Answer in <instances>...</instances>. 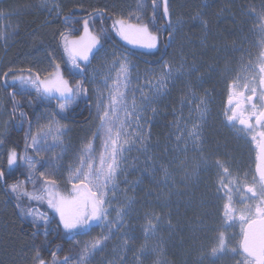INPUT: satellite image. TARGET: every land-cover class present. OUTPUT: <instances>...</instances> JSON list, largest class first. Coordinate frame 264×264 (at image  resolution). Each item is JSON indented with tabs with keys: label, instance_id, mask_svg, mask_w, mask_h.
Listing matches in <instances>:
<instances>
[{
	"label": "snow or ice",
	"instance_id": "snow-or-ice-1",
	"mask_svg": "<svg viewBox=\"0 0 264 264\" xmlns=\"http://www.w3.org/2000/svg\"><path fill=\"white\" fill-rule=\"evenodd\" d=\"M49 2L50 0H41L40 6L48 8ZM147 7L148 0H141L137 5V11L144 12ZM150 7L152 15L149 22L145 23L140 15L135 16V22H132L130 17L113 18L111 32H114L127 44L149 50L158 49L160 36L165 30L168 31L169 41H175V33L178 26H182L183 22L180 18L173 22L170 0H150ZM58 8L59 4L56 3V0H52V7L49 10L55 11ZM68 19V17H65L66 22ZM193 19L200 20L204 28H207V21L203 19L201 13H197ZM161 21H164V23H161ZM103 22L101 16L100 23L103 24ZM258 28L261 48L257 58L260 64L259 81L257 83L256 78L253 77L252 81L244 84V88L248 92V95L245 96L244 92L237 91L239 88L238 81L241 78L237 75L232 84L229 85V107L223 113L226 125L234 129L239 136L248 140L250 144H253L254 150L257 152L256 168L250 181L247 173L242 178L244 181L243 195L237 202L244 204L243 208L237 210L233 206L232 195L234 191L241 190V177L239 175L233 176L228 164L221 162L219 159L215 161L205 159L203 161L205 165L211 164L218 170L217 198H227L228 201L224 204L225 218L231 221H236L238 218L240 222L241 233L238 246L230 249L232 259L236 261V264H264V10L259 14ZM60 36V46L63 49L64 56L67 57L66 62L72 65L77 74L84 77L87 76L88 67L91 65L92 60L101 53L107 54L104 44L111 38L110 31L106 28L101 27L95 31L90 30L88 19L83 20V35L75 39H71L64 33H60ZM79 61H83L84 64L82 65ZM112 63L113 66H119L118 80L122 87L118 86L109 90L107 102L103 97H98L96 119L99 124L91 139L86 141L81 149L79 163L70 164L68 167L69 178L67 183L71 184V190L66 189V194H62L58 190L57 181L52 178L55 175L54 173L46 175L42 171L39 172L42 186L37 191L35 179L36 173L39 171L37 165L40 168H44L46 165L41 164L39 160H34L27 153L29 148L40 155L42 152L61 147L62 138L66 133L64 126L59 125L54 117L66 118L64 114L69 111L72 104L77 103L82 96H86L87 89L81 83L71 84L61 73L59 64H55L54 70L48 72L43 79L39 75H33L31 70H29L27 76L17 75L13 72L11 85H9L7 79L4 84L5 88L11 86L15 89L12 96L14 113L20 105V102L15 99L17 95L25 96L35 93L44 102L58 101L59 110L50 118L47 130L41 127L35 134L32 132L31 121H26L25 112L20 111V125L23 126L26 122L29 125L25 133V154L20 155L15 149L10 150L7 153V165L11 168L18 161L26 165L28 179L32 182L33 191L28 192L26 186L20 183L7 185V190L17 201L21 216L25 219L31 217L32 226L37 229L42 227L45 236H47L54 218L50 219L44 213L36 215L31 209L26 211L22 204L24 198H27L29 202L47 203L48 207L58 215V226L63 227L70 240H76L77 236L87 235L94 225H105L108 228V234H103L84 244L82 251L79 253L77 264H89L90 258L98 252H102L106 247V242L111 238L112 228L115 227L119 230L123 227V219L128 214L127 210H115V220L108 219L111 215L109 208L112 205V201L107 198L109 186L111 185V191L115 192L116 181L121 172L120 165L123 153L131 151L130 142L132 144L143 143V137L136 136V133L141 130L138 123L139 114L155 102L161 91L166 89L168 81L174 73L180 71V69H175L172 64L165 62L162 71L158 75L150 74L152 79L156 81L153 85V95H143L138 105L135 94H133L129 104L128 86L131 83L133 67L127 56L118 57L115 52L112 53ZM184 67L185 65L181 64V69ZM250 69L251 62L242 71H249ZM192 71H199L194 61L189 68V72ZM9 72H12L11 68H9ZM4 75L7 77L8 73ZM137 82H139V76H137ZM17 84L19 87H17ZM107 86L108 81L105 78V88ZM97 91L99 92V89ZM139 91L142 94L144 92L143 89H139ZM241 98H243V101ZM193 101H198L196 111L199 113L201 123H203L208 111L207 101L204 98L197 97L195 92L192 93L189 102ZM244 105H247V107ZM120 112H123V118L118 115ZM133 121H137V127L135 130L129 131L128 129ZM186 135L194 143L200 141L202 139L200 124L194 123ZM49 136L52 137L55 143L47 144ZM177 139H180V137H177ZM96 140L102 142L98 167L95 166L96 149L94 142ZM28 141H31V143H28ZM3 144L4 140L0 138V145ZM61 151H64V149L61 148ZM165 175H167V169H165ZM0 181H6L4 171H0ZM221 191H223V196L220 195ZM237 212L239 213L238 216ZM145 219L144 232L147 239L149 234L154 235L157 231L161 217L156 215L155 212H151L145 214ZM141 250L143 251V248ZM228 251L225 233L218 232V235L212 241L211 254L222 256L226 255ZM237 257H242V259H237ZM74 258L65 256L62 261H58L56 254L53 253L52 264H71ZM32 264H46L41 257L40 249L35 250Z\"/></svg>",
	"mask_w": 264,
	"mask_h": 264
},
{
	"label": "trees",
	"instance_id": "trees-1",
	"mask_svg": "<svg viewBox=\"0 0 264 264\" xmlns=\"http://www.w3.org/2000/svg\"><path fill=\"white\" fill-rule=\"evenodd\" d=\"M104 1L60 0L59 8L53 12L47 8L42 9L39 5L41 0H4L0 2V12H2L3 22L7 28L3 32H0V94L4 98L3 107L7 119L12 123L3 137L4 144L0 146V171H4L6 176V181H0V264H32L36 249H40L41 257L45 260L46 264H52L53 253L56 254L58 261L63 260L65 256L71 255L76 260L81 252L82 241L100 234L99 230L102 225H96L93 226V229L87 235L77 236L76 240H70L62 227L58 226L59 222L57 218H54L45 209L44 205H37L36 201L29 202L27 198H24L22 201L26 211L31 209L36 215L44 213L50 219L54 218V222L51 224L47 236H45L42 227L37 229L32 226L31 217L25 219L21 216L20 209L17 207V201L8 193L7 185L24 184L30 193L33 191V185L28 177L25 176L23 164H20L18 161L11 168L7 165V153L10 150L15 149L18 154H25V133L29 125L26 122L21 126L20 119L17 120V116L21 110L24 111L26 114L25 120L31 121L32 132L34 133L42 120L43 122H50L48 116L52 118L59 108L57 101L44 102L35 93L25 96L17 95L15 99L20 102V105L16 110V116L13 112L11 97V93L15 89L11 86L4 87L6 79L9 85H11L10 77H12L13 72L17 75H28L29 70H31L33 75H39L42 79L43 76H47L48 72L53 71L55 64L60 65L65 73V77L71 84H76L72 73L68 69L63 49L60 46V33H64L67 36H77L82 31L83 20L92 18L98 14H102L104 21L99 28L108 29L111 35V38L104 44L105 50L123 53L139 68L156 71L160 69L164 61H169L171 62L170 64L177 67L180 62L188 63L186 57L189 60L185 68L188 72L186 73L187 75L183 73L172 84L167 98L156 102L158 109L155 122L151 125L147 124V130L150 135V138L148 136L147 139V148L141 149V152L137 155L133 154L134 164L138 165V167L141 164L139 171H133V175L129 174V177L132 176V184L128 191V198L132 199L133 203L130 205V210H128L129 208L127 209L128 214L125 216L127 224H123V227L116 232L117 234L125 235L122 243L127 245L131 251L135 249V253L137 251L138 254L144 247L143 242H153L151 239L152 234L148 235L150 236L149 239L145 238L144 227L146 225L145 214L155 212L156 215L161 217L155 234L158 235V243H163V245L156 252H152V250L147 251L149 252L148 257L150 259L148 264H181V258L177 256V251L176 254L173 252L172 247L173 241L175 240L176 243L178 241L173 235L181 234L178 230L180 224L175 218L174 212H170L166 207L167 203H163L161 207L159 206V203H157L153 196L157 185L155 183L153 186L151 184L152 181L150 182L148 178L150 175L158 174L162 167L160 166V169L157 166L155 167L156 141L161 139L159 142L161 154L163 155L162 164L168 167L170 159L168 152L164 149V138L169 133L170 125L173 124V114L179 110L182 101L190 93V90H197L200 83L205 82V89L212 92L211 96L213 98L221 90V84H219L216 77L211 79L205 76L204 79H199L198 73H206V69L211 65L213 66L218 60L220 62L219 66L226 63V56H228L229 50L225 52L222 50L225 49L224 46L231 45L235 41V30L233 31L232 25L229 27L222 26L223 23L219 22V19L215 17V13L212 15L208 9L203 10V6L200 5L201 0H170L171 10L175 13L176 19L180 18L187 23L179 32L183 34L182 37H186L188 41L186 46L189 45V48L186 47L188 50H185V47L181 50L182 45L178 42L176 47L168 45L161 34L159 48L156 52L144 53L134 51L125 47L110 29V23L113 18L121 16L130 17L123 14L117 8L120 7L121 1L109 0L106 4ZM180 1L183 3H180ZM123 5L131 11L129 0H123ZM197 13L202 14L203 19L208 22L212 33L206 32L200 20H198L200 23L199 27L194 24L191 25L188 22ZM65 17L69 18L67 22L65 21ZM161 23H164V21H161ZM95 30L97 29L93 27V31ZM68 32L73 33L69 34ZM213 34L218 36L219 44L212 43L204 46L199 43L200 40L205 39L204 37ZM166 35H168V31ZM191 39H193V42L189 44V40ZM182 55H184V58L181 59ZM99 56L92 61L96 62ZM193 61L199 69L198 72H189ZM9 68L12 69V72H9ZM5 73H8L7 77H5ZM17 87H19L18 84ZM77 106L74 112L66 114L65 118L68 120V123L65 125L72 128L71 147L74 149L81 147L79 141L82 142V138L84 137V133H82L83 129L89 128L94 115L90 99L84 100ZM54 118L60 123L59 116H55ZM146 119L149 118L147 117ZM15 122H18V127H15ZM73 152L75 151L64 153L63 161L70 159L69 157ZM27 154L34 160H39L42 164L46 165L43 160L36 157L31 148L28 149ZM149 157L153 160V170L150 166L145 165L148 163ZM136 159H139L138 162H136ZM47 167H44L43 171ZM40 171L36 173L35 177L37 191L42 186L39 176ZM139 177H142V184L139 185L138 183L136 186ZM161 188L165 192V195H162L161 198H167L168 195L171 196L168 193L167 186ZM157 192H160L159 189L156 190ZM120 209H123V207ZM116 238L118 239V237ZM153 249L155 248L153 247Z\"/></svg>",
	"mask_w": 264,
	"mask_h": 264
},
{
	"label": "rangeland",
	"instance_id": "rangeland-1",
	"mask_svg": "<svg viewBox=\"0 0 264 264\" xmlns=\"http://www.w3.org/2000/svg\"><path fill=\"white\" fill-rule=\"evenodd\" d=\"M2 1H4V0H0V2H2ZM115 1L116 2L121 1V4L119 5L120 7H117V8H119V10L123 14L129 15L132 22H135V16L136 15H140L145 23L149 22V20L151 19L152 13H151V8H150V0H148V7L145 9L144 12H138L137 11V5H138V3L141 2V0H129V3L131 4L130 5L131 11H129V9L123 5V0H118V1L115 0ZM108 2H109V0L104 1L105 4ZM56 3L59 4L60 0H56ZM180 3H183V2L180 1ZM39 5H40V3H39ZM200 5L203 6V10L208 9L212 15H214V13L216 12V9H219V5L217 4V1L214 2L212 0H201ZM51 7H52V0H50L49 6L47 9H50ZM41 8L46 9L43 7H41ZM51 12H53V11H51ZM130 12H131V14H130ZM172 13H173L172 20H173V22H175L177 20L175 17V13L174 12H172ZM2 16H3L2 12H0V32H3L5 29H7L6 26L4 25ZM101 16H102V14H98V15L88 19L89 24H90V30H93V26L97 30L99 29V27L101 26V23H100ZM193 20H195V21H194V23H192V25L194 24L197 27H199L200 23H199L198 19L197 20L193 19ZM257 21H259V19L255 18V23ZM182 22H183L182 26H178V29L175 33V43L173 44V46L176 47L177 42H178L179 44L181 43L180 45H182L181 50L183 47H185V50H186L187 49L186 47L189 48V45L186 46L188 41H187L186 37H182L183 34L182 33L180 34L179 30H182L187 23L183 20H182ZM111 24H112V22L110 23V29H111ZM205 30H206V32L212 33L211 30H208V28H206ZM68 33L72 34L73 32H68ZM80 35H83V22H82L81 33L77 36H69V37L71 39H75V38H78ZM211 37L215 39L214 43L219 44L218 36L213 34V35H211ZM204 38H206V37H204ZM119 41L122 42V44L125 47H127L131 50H134V51H140V52H144V53H154L158 50V49L149 50V49H145V48L135 47L133 45L127 44L125 41L121 40L120 38H119ZM200 41H202V44H203L204 42H208V38L202 39ZM219 48H221V47H219ZM227 50L228 49L225 48L222 51L225 52ZM105 51L107 53L106 55H105V53H102L101 56H99L97 58L96 62L92 61L91 65L88 67V72H87V76H86L87 84L84 87L87 89L88 96H90L88 99H90V101L92 103L94 115H93V120H92L91 124L89 125V128L87 127L85 129H83V132H82V133H84V137L82 138L83 143L81 141H79V143H81L80 144L81 147L77 148V149H74L73 147H71L72 146L71 145V140H72L71 139V134H72L71 129L72 128L70 126H66V125L61 124V126H64V131L66 133L62 138L63 143L61 144V147L55 148V149L47 151V152H42L40 155H37L32 150L33 153L36 155V157L40 160H43L46 163V166H48L46 168V170L43 171V168H42L41 171L44 172L46 175L48 173H54L55 174L52 178L56 179L57 188L62 194H66V191H65L66 189L69 191L71 190V184L67 183L68 178H69V172H68L69 165L79 163V156L81 153V149L83 148L85 142L91 139L92 134L94 132H96L97 125L99 124V121L96 119V117H97L96 105L98 102V97H103L105 102H107L109 90L114 89L118 86L122 87V85L119 84V80H118L119 66L118 65L113 66V63H112L113 51H110L108 49ZM114 52L117 54L118 57L126 56L123 53H118L116 51H114ZM182 54H183V52H182ZM65 58L67 60L66 56H65ZM127 58L133 67L131 83L128 86V101L130 104L132 97H133V94H135L137 104L139 105L143 95H150L147 87L155 82V80L152 79V76L150 74L158 75L159 70L153 71L151 69H141L128 56H127ZM182 58H184V55L181 56V59ZM90 59H91V57H90ZM173 60H174V58H173ZM186 60L189 63V60L187 57H186ZM226 62H228V61L226 60ZM79 63H81L82 65L84 64L83 61H79ZM188 63L185 64V63L180 62L179 65H178V63H176L178 66H180V68H181V64H185V67L183 69H181L185 73V75H187L186 73H188L185 70ZM219 64H220V62L218 60L217 63L213 64V66L212 65L209 66L208 69H206V73H204V74L198 73V77L201 76L203 79L205 76H208L211 79L215 78V77L217 78V75L220 73V71L218 72ZM68 69L72 73L73 78L75 79V82L80 83V81H79L80 75L76 73V71L72 68V65L70 63H68ZM60 71L63 74V76L65 77V73L63 72L61 67H60ZM25 76H27V75H25ZM137 76H139V82H137ZM44 77L45 76H43V78ZM93 77H95V79H93ZM146 77H147V79H146ZM105 78H107V81H108L107 88H105ZM149 81H151V82L149 83ZM204 84H205V82L200 83L197 90H194V89L190 90V93H188L185 100H183L184 102H182V104L180 105V109L176 111L177 116H174L173 124L170 125L169 130H168L169 133L167 134V137L164 138V144H166V145H168V143H170V144L175 143V144H177L178 147H180L181 143H184V148L185 147L187 148V146H189L190 149L196 153V155L192 157V158H194L193 163H194L195 159H197L198 161H204L205 159H210L209 154L212 157H214V155H215L214 151L209 150V147H210L209 143H208L207 152H205V154L201 153V152H203L202 144H201L202 139H203V134H204V139L206 137L205 131H204V133L201 131L202 132V139L198 142H195V143L190 138H187V135H186L187 131L192 128L194 123L200 124L201 130L202 129L204 130L206 127L207 135H208V141H209V138L211 137V133L213 132L212 127H209V118H210L211 114L214 112V105L212 104V97L213 96H211V94H212L211 91H208L205 89ZM97 89H99V92L97 91ZM139 89L144 90L143 94L139 91ZM193 92H195L197 97L204 98L207 101L208 111H207V114L204 118L203 123H201L199 113L196 111V103H198V101H193L191 103L189 102L191 100ZM84 97H86V96H84ZM82 98H83V96H82ZM53 101H56V100H53ZM3 102H4V98L0 94V138H2V139L5 135V133L7 132V130L9 129V127L12 125L10 120L8 121L7 115L5 114ZM75 104H72L69 109L70 110L73 109ZM153 109H155V111H153ZM157 109H158L157 107L153 108V106L151 105L144 112L139 114L138 123H139V125L142 126V128L140 127L141 130L136 133V136L137 137L142 136L143 137V143L132 144L130 142L129 146H131V151H125L123 153L122 162L120 165L121 172H120L119 177L116 181L115 192L111 191L112 186L111 185L109 186V195L107 198L112 201V205L109 208V212H111V215L108 217L109 220H115V218H116V211L115 210H118L122 207H123V209L125 207V210H127L129 208V203L131 202L130 205H132V203H133L132 199L128 198V196H129L128 191H129L130 186L132 184V181H131L132 176L129 177V174L133 175L134 174L133 171H135V172L139 171L140 165H141V164H139V167H138V165L136 166L134 164L135 160L133 161V159H134L133 154L137 155L141 152V149L147 148V139H148V136L150 138V135H149V131L147 130L148 128L146 129L145 127H143L144 123L146 121L145 117L152 110L154 113L149 114V117L152 118L150 120V124H152L153 122H155V117L157 115ZM67 114H69V113H67ZM15 115H16V113H15ZM118 115L121 118H123V112L118 113ZM50 118H51V116L50 117L48 116V119H50ZM49 123L50 122H48V121L43 122V120H42L38 129H36V131H34L33 134H35L41 127H44L45 130H47V126L49 125ZM15 125H16V127H18V122H15ZM136 127H137V121H133V123L131 124V126L128 130L133 131V130H135ZM177 137H180V139H177ZM217 138H219V136ZM29 143H31V141H29ZM53 143H55V141H53L52 137L49 136L48 140H47V144H53ZM101 143L102 142L100 140H96L94 142V147L96 149L95 166H97V167L99 166V154H100V151L102 150L101 149ZM203 143L205 145V140ZM44 146L46 147L47 145H44ZM126 147H128V146H126ZM61 148H63L64 151H61ZM186 148L184 150L182 148V150L186 151ZM70 151H75V152H73V154L69 157L70 159H67V161H63L64 153H66V152L69 153ZM224 153H225V151H224ZM205 155H206V157H204ZM138 160L139 159H136V162H138ZM19 163L23 164L20 161H19ZM40 163L42 164V162H40ZM145 165L150 166L153 170V160L150 157H149L148 163H146ZM23 167H25V171H24L26 173L25 176L28 177L27 166L23 164ZM37 167L40 171V169H41L40 166L37 165ZM161 173H162L161 178H162V181L164 183V186H162V187L167 186L168 191L170 192L171 196L168 195L167 198H163V197L161 198L162 195H165V192L163 191V188H161V181H158V183H157L156 176L158 174L155 173L154 175L148 176L149 181L150 182L152 181L151 184L154 186L156 183V185H157V187L154 189L155 193L153 194V196L155 197V200L157 201V203H159L160 207L163 205V203H167L166 207L170 210V212H174L175 206H177V209L179 211L180 216L182 218H184L186 216V211H188V205L187 204L189 202L186 200L187 198H189L188 190H185L186 188L183 185L184 183L182 184V187L184 189H182V187H180L177 189L175 188V190H173L172 186H171L172 176L169 174V172H167V175H165V171H163ZM141 178L142 177H139V180L136 183V186L138 183H139V185L142 184ZM154 179H155V182H154ZM193 183H194V185H196V183L198 184V177H195ZM157 189H159L160 192L156 193ZM197 195H199V194H197ZM36 203H37V205H44L45 209L48 210L54 218H57V220L59 222L58 215H56L54 213V211L48 207L47 203H38V202H36ZM223 212H224V207L221 210V216L217 213L216 210H213L212 208H205V209L201 208V212H197V215L191 218V219H193V221L191 220L190 225H192V229L196 230V232H200L202 230L205 233H210V236H212L217 231V228H215V227L218 223H222L224 228L226 227L227 219L223 217L224 216ZM201 215H203L204 217H201ZM178 221H181V219L178 218ZM123 224H127L126 217H124V219H123ZM94 226H96V225H94ZM62 229H63V227H62ZM99 231H100V234H98L96 237H92L90 239L87 238V240L85 239L82 241L81 251H82L85 243H87L88 241H90L94 238H97L103 234H108V232H109L108 228L105 225H102V227L100 228ZM118 231L119 230H117L115 227L112 228L111 238L106 242V247L104 248V250L102 252H98L96 255L92 256L90 258L89 264H94V263H96V264H148L150 259L148 257L149 252H147V251L152 250V252H156L157 249L163 245V243H158V235L154 234L151 236V239L153 240V242H151V243L143 242L144 243L143 244L144 245L143 251L140 250L139 253L137 254V251L135 253V249H133L131 251V250H129L127 245L122 243V240H123L125 235L117 234L116 232H118ZM116 237H118V239ZM149 237L150 236H148V239H149ZM153 247L155 249H153ZM180 247H181V244H180ZM181 250L183 251V249H181ZM183 256L186 257V252H184V251H183V254L181 255V258H183ZM70 257H74V256L71 255ZM78 258L76 260L72 259L71 264H77ZM195 258H196V256H194V259ZM59 261H62V260H59ZM197 261L199 262V260H197Z\"/></svg>",
	"mask_w": 264,
	"mask_h": 264
},
{
	"label": "flooded vegetation",
	"instance_id": "flooded-vegetation-1",
	"mask_svg": "<svg viewBox=\"0 0 264 264\" xmlns=\"http://www.w3.org/2000/svg\"><path fill=\"white\" fill-rule=\"evenodd\" d=\"M212 1H217V4L219 5V9H216L215 17L217 16L216 18L219 19V22L223 23L222 26L229 27L232 25L233 31L235 30L236 38L231 45L224 46L229 50L228 56H226V60L228 62L220 65L218 69V72L220 71V73L217 75V79L219 84H221V90L218 91L214 98L212 97L214 112L209 118V127H212L213 132L211 133V137L208 141L206 127L204 130H201L203 133L205 131L206 134L205 139L203 134L201 143L203 152L201 153L205 154V152H207L209 143V150L214 151L215 154L214 157L209 154L210 159L212 161L219 159L221 162L227 163L233 172V176L239 175L241 177V190L234 191L232 194L233 206L239 210L244 207V204L237 202L242 198L243 195L242 189L244 181L242 178L244 174L247 173L250 181L251 176L255 172L256 168L257 152L254 150L253 144H250L248 140L239 136L234 129H231L226 125L223 113L225 109L229 107V85L232 84L233 79L237 75L241 77L238 81L239 88L237 91L244 92L245 96L248 95V92L245 90L244 84L246 82L252 81L253 77L256 78L257 83L259 81L260 64L258 63L257 58L261 48L258 28L259 21L255 23V18L259 19L260 12L264 10V0ZM194 21L195 20L192 18L188 22L192 25ZM207 28L210 30L209 25ZM166 32L167 30L162 33V37L168 45L173 46L175 41H169V37L166 35ZM207 38L208 42H204L202 44V41H200L199 43L204 46L214 43V38L207 36L205 39ZM190 42H193V39L189 40V43ZM249 62H251V69L249 71H242L245 66L249 65ZM79 79L80 83L84 87L87 82L86 77L80 75ZM86 97H89L88 93L86 94ZM241 99L243 101V98ZM83 101L84 98L82 100L80 99L74 105L73 109L67 113H73L78 107L77 105ZM244 106L247 107V105ZM17 120H19V115L17 116ZM59 120V125H65L68 123L67 119H61L60 116ZM237 126L239 127V125ZM218 136L219 138H217ZM159 140L156 141L157 152L155 151V167L157 166L158 169H160V166L162 167L156 177L157 183L158 181H161V187L164 186L161 178V172L167 169V172H169V174L172 176V189L175 190V188H180L184 183L183 185L186 188L185 190H188L189 192V198L186 199L189 202L187 204L188 211H186V216L184 218L180 216L177 206H175V218L177 221L178 218L181 219V221H178L180 224V228L178 230L181 232V234L173 235V237L178 240L177 243L175 240L173 241V252L176 254L177 251V256L180 258L183 254V251L186 252V257L183 256V258H181V264H213V262H215V264H236V261L232 259V253L230 249L238 246L239 243L241 226L238 218L236 221L227 220L225 228L222 223H218L215 227L217 228V231L212 236H210V233H205L202 230L200 232H196V230L192 229V225H190L191 220L193 221L191 218L196 216L197 212H201V208H212L213 210H216L221 216V210L224 207V204L228 201L227 198H217L218 170L213 165H205L203 161H198L197 159H195L193 163L194 158L192 157L195 156L196 153L193 152L189 146H187V148L185 147L186 151H183L185 149L184 143H181L180 147H178L175 143H168V145H164V149L168 152V157L170 160L168 167L163 166V155L161 154ZM204 140L205 145L203 143ZM204 157H206V155ZM195 177H198V184L196 183V185L193 183ZM182 189L184 188L182 187ZM220 195L223 196V191L220 192ZM248 195L250 196L251 194L249 193ZM238 214L239 213L237 212V216ZM201 217L204 216L201 215ZM223 217L225 218V216ZM218 232L225 233L229 251L226 255L213 256L211 254V243L218 235ZM181 249H183V251ZM194 256H196L195 259ZM237 259H242V257H237ZM197 260H199V262Z\"/></svg>",
	"mask_w": 264,
	"mask_h": 264
},
{
	"label": "built area",
	"instance_id": "built-area-1",
	"mask_svg": "<svg viewBox=\"0 0 264 264\" xmlns=\"http://www.w3.org/2000/svg\"><path fill=\"white\" fill-rule=\"evenodd\" d=\"M168 82H169V81H168ZM155 83H156V81H155L153 84L149 85V87H148V90H149V93H150L149 96L153 95V92H154L153 85H155ZM167 92H168V84H167L166 89H163V90L161 91V93L159 94V96L156 97L155 101H157V100L160 99V98H164V97L166 96ZM140 127H141V126H140Z\"/></svg>",
	"mask_w": 264,
	"mask_h": 264
}]
</instances>
